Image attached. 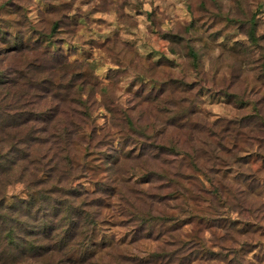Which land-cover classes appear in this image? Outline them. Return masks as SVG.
Masks as SVG:
<instances>
[{
    "label": "rangeland",
    "instance_id": "rangeland-1",
    "mask_svg": "<svg viewBox=\"0 0 264 264\" xmlns=\"http://www.w3.org/2000/svg\"><path fill=\"white\" fill-rule=\"evenodd\" d=\"M46 35L89 117L64 105L78 126L55 161L0 162V264H264V0H0L7 75L51 62ZM150 213L171 220L141 228Z\"/></svg>",
    "mask_w": 264,
    "mask_h": 264
},
{
    "label": "trees",
    "instance_id": "trees-1",
    "mask_svg": "<svg viewBox=\"0 0 264 264\" xmlns=\"http://www.w3.org/2000/svg\"><path fill=\"white\" fill-rule=\"evenodd\" d=\"M250 20L251 24H253V16H251ZM56 25L54 23L53 30H55ZM162 34L167 35L169 32L165 31ZM2 43L3 45L9 44V47H4V53L10 51L23 54L29 48L28 43H24L21 39L16 38H4L2 39ZM35 43L42 44L46 52L50 45L54 46L50 35L43 36V39ZM47 54L50 57V63L44 61L37 62L36 59H32L27 62L24 70H17V73L13 76L10 74L7 75V72L0 68V94H2L0 97V162L9 161L13 163L15 159L28 158V155H30V158L27 160L32 164L39 162L43 164L45 162L43 155L45 154L46 147L50 149L49 152H46L49 153L46 159L47 162L55 161L57 159L55 154L57 151H66L69 143L68 136L78 126L72 114L70 116L65 112L64 105L78 104L83 107L82 112L84 115L89 117L88 99L89 95L92 94V88L88 87L85 89L84 82L76 83L75 76L73 75L64 81L65 55L60 49L56 48L54 52L50 50ZM191 55L193 58L196 56L192 52ZM13 70H16V68ZM13 88H16L17 91L13 92L11 90ZM12 92L13 97H11ZM27 95L29 97H26ZM126 121V124L132 131L136 132L138 130V133H142L145 136L144 130L134 128L132 120L127 119ZM175 122L176 120L172 118L171 123L175 124ZM43 131L48 132L49 137H46L47 134L42 137L40 134ZM153 142L150 141V144ZM38 146H45L43 155L37 154ZM30 147H32L31 151H29ZM174 150L175 147L172 145L167 151L173 152ZM65 158L67 159L64 163L65 171L68 172V170H71V159ZM111 160L114 162L115 158H111ZM57 164V162H54L51 169L52 172L47 169L45 177L43 179L38 178L37 183H45L51 176H54L56 181L59 182L62 172L58 171ZM56 188V185L53 184L50 190L55 191ZM60 190H64V193L68 191L71 194L75 193L77 195L86 193L84 187L78 188L73 185H68V183L67 186L62 187ZM28 192H30L31 198L32 195L39 197L43 191L41 189L34 191V189L30 188ZM71 208L73 209V206L68 207V213H70ZM88 211L92 214L89 209ZM89 212L84 213L81 210L79 217L86 220L75 222V226L77 227L75 230L83 235L88 233L89 225L92 226L95 222ZM148 216H137L141 228H146V226H150V224L158 220H162L163 222L167 220V218L162 219L161 216L151 213ZM170 220L171 217L167 221Z\"/></svg>",
    "mask_w": 264,
    "mask_h": 264
}]
</instances>
